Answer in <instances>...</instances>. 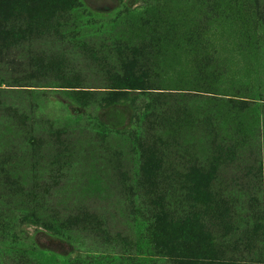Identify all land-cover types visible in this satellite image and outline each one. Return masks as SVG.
<instances>
[{
	"label": "rangeland",
	"instance_id": "rangeland-1",
	"mask_svg": "<svg viewBox=\"0 0 264 264\" xmlns=\"http://www.w3.org/2000/svg\"><path fill=\"white\" fill-rule=\"evenodd\" d=\"M75 3L0 73V255L264 264V0Z\"/></svg>",
	"mask_w": 264,
	"mask_h": 264
},
{
	"label": "trees",
	"instance_id": "trees-1",
	"mask_svg": "<svg viewBox=\"0 0 264 264\" xmlns=\"http://www.w3.org/2000/svg\"><path fill=\"white\" fill-rule=\"evenodd\" d=\"M29 4V5H28ZM28 6V9L32 11L37 7L47 6L48 11H46L42 16H33L26 13H17L14 9ZM77 5L75 0H0V73L6 74L8 70H15L17 67H22V73L14 75L16 78V85L22 84V79L28 78V32L38 34L41 29L45 26H55L63 27L65 24L72 25L80 22L82 17L76 12ZM71 8L67 13H64L67 9ZM22 34V36H21ZM36 58H31L30 61H35ZM29 61V62H30ZM64 75V74H63ZM21 78V79H20ZM11 80H6L0 76V87L2 84H7L6 86H16L10 85ZM144 81L139 79H133L124 81L121 85L133 91L137 96H143L146 98L148 95H141L142 87ZM26 84V83H25ZM48 89L55 88L56 86H51L54 83H44ZM42 85V84H41ZM73 88V87H72ZM150 89V88H148ZM153 89V88H151ZM6 91L0 89V93ZM156 98L161 97V95H154ZM135 97V98H136ZM148 101L150 104L153 101L152 96H148ZM159 99V98H157ZM247 108L250 104H247ZM264 111V105L262 106ZM264 127V126H263ZM264 134V131H263ZM259 136V135H258ZM264 150V140L260 145ZM258 154L260 150H257ZM261 213L264 214V201L261 207ZM187 264H196L194 261H185ZM0 264H28V254L19 250L14 253H2L0 255ZM237 264H259L255 261L240 262Z\"/></svg>",
	"mask_w": 264,
	"mask_h": 264
}]
</instances>
